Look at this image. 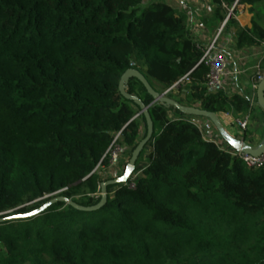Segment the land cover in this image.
Listing matches in <instances>:
<instances>
[{
	"label": "trees",
	"instance_id": "16d2710c",
	"mask_svg": "<svg viewBox=\"0 0 264 264\" xmlns=\"http://www.w3.org/2000/svg\"><path fill=\"white\" fill-rule=\"evenodd\" d=\"M237 1L213 0L216 20ZM231 26L238 47L264 42L255 18L244 29L230 16ZM199 46L187 14L161 0H0V219L59 196L79 206L58 201L1 222L0 264H264V168L206 140L179 109L151 105L134 77L127 91L154 124L142 173L87 210L147 135L120 91L126 70L160 93L187 76V98L210 112L251 111L250 98L206 86ZM114 143L129 152L121 172L111 168Z\"/></svg>",
	"mask_w": 264,
	"mask_h": 264
},
{
	"label": "crops",
	"instance_id": "0c3cea01",
	"mask_svg": "<svg viewBox=\"0 0 264 264\" xmlns=\"http://www.w3.org/2000/svg\"><path fill=\"white\" fill-rule=\"evenodd\" d=\"M164 1L169 2L177 10L183 11L188 15L190 33L200 43L205 44L210 42L216 35H219L217 41L218 48L225 53L229 61V75L226 77L228 92L231 94H241L242 96L250 98L252 105L251 110L254 109L256 116L259 117H257L256 120H252V118L248 119V127L251 124L258 125L259 123V129L261 132L264 129V123L261 119V115H264V110L259 108V106H254L256 104H252V100L256 95V91L253 88L254 78L257 73L256 66L261 64L264 72V43L238 47L236 44L237 27L231 26L226 28L227 22L224 24V21L227 16L220 22L216 20L213 0ZM233 18L240 28H251L252 20L254 18L262 27H264V1L259 3L254 11L251 10V5L239 3L235 9ZM244 118H247V115L242 114L241 119ZM189 120L198 127L200 125L202 126L204 131L201 129V132L206 140H221L218 130L207 118L197 117L193 119L189 118ZM224 127L230 135L242 139L254 147L262 142L261 133L249 138L248 135L242 134L237 127L234 128L230 126L228 128L225 124Z\"/></svg>",
	"mask_w": 264,
	"mask_h": 264
},
{
	"label": "water",
	"instance_id": "95a60500",
	"mask_svg": "<svg viewBox=\"0 0 264 264\" xmlns=\"http://www.w3.org/2000/svg\"><path fill=\"white\" fill-rule=\"evenodd\" d=\"M133 77L137 78L145 86L148 93L150 95H152L153 102L151 103V105H153L157 102H160V103H164L168 106H173L176 109H179L185 115H192V116L207 118L208 120H210L212 122V124L218 130L221 138L227 144H229L234 150H236L238 152L245 153V154H249L252 156H260L264 153V138L258 146L254 147L251 144L245 142L244 140L238 139V138L230 135L228 133V131L225 129V127L223 126L222 122L220 121V118H219L217 113L210 112V111L204 110L202 108L185 106V105L181 104L179 101L167 96L164 92L160 93V92L156 91L151 86V84L146 79V77L140 71H138L137 69H134V68H130V69L126 70V72L123 74V76L121 78L120 91L125 98L134 100V102L140 107V112H139V114H137L135 116V118L137 116H139L140 114L145 115L146 122H147V135L145 136V138H143L139 142V144L133 150L132 156L129 160V163L126 166L125 173L120 177H116V178H113V179H110V180L103 182L101 184V190H102L101 201L99 202V204L97 206H95L93 208H87V210L88 209H99L106 203V201H107V187L109 185H115V184H121V183H127L128 182V180L130 179V177L132 176V174L136 170V163H137V160L139 158V155L141 154V152L143 151V149L145 148V146L147 145V143L150 141V139L153 136L154 124H153L152 118L149 114V110H148L149 105L144 104V102L138 96L132 95V94L128 93V91H127L126 83L129 81L130 78H133ZM256 96H257L258 105L264 110V78L259 82L257 92H256ZM58 201H64V202H67L69 204H72L75 207H79L77 204L72 202L70 199H68L64 196H59V197L53 198L50 201L46 202L40 208L29 212V213H31V215H29V213H27V214H23V215L19 214V215L8 216L6 218H1L0 223L3 221H6V220H10V219H20V218H27V217L38 215L42 211H44L48 206H50L51 204L56 203ZM83 209H86V208H83Z\"/></svg>",
	"mask_w": 264,
	"mask_h": 264
},
{
	"label": "built area",
	"instance_id": "2783aa9c",
	"mask_svg": "<svg viewBox=\"0 0 264 264\" xmlns=\"http://www.w3.org/2000/svg\"><path fill=\"white\" fill-rule=\"evenodd\" d=\"M237 3L238 1L235 2L231 7H227L226 5H224V7L228 10V15L226 20L224 21V24L228 21L230 16L234 15L235 9L237 7ZM218 36L219 35H216L215 38H213L210 42H207L205 44L201 43V46H199L202 52V57L200 62L203 63L208 68V74L206 76V86L211 90H225L226 92H228L226 77L229 75L228 72L229 61L225 53L219 50L218 48V44H217ZM256 70L257 73L254 78L253 88L257 92L259 82L264 78V72L261 67V64L256 66ZM185 81H189V78L187 76L184 77L180 82L174 84L170 89L166 90L164 93L167 95L172 90V88L180 85V83H183ZM256 98L257 96L255 95V98H253L252 100V104L255 103ZM237 125L243 131H245L248 127V118L238 119ZM212 141L216 142L218 146H220V148L223 149L224 151L239 157L248 166L264 168V153L260 156H252L234 150L222 138L219 141L216 140H212ZM109 152L111 153V168H117V170H119L120 167L118 161H120V154H122V148L114 143L113 146L110 148ZM141 173H142V169H139L138 171H135L132 174V176L130 177L131 181L127 183L129 188H135V180L137 179V177H139V175H141ZM107 174L109 175V177H113V174L111 173H107Z\"/></svg>",
	"mask_w": 264,
	"mask_h": 264
},
{
	"label": "rangeland",
	"instance_id": "374dc122",
	"mask_svg": "<svg viewBox=\"0 0 264 264\" xmlns=\"http://www.w3.org/2000/svg\"><path fill=\"white\" fill-rule=\"evenodd\" d=\"M148 2L149 1H152V0H147ZM164 1V0H163ZM165 2V1H164ZM169 3V2H168ZM188 16V15H187ZM171 88V87H170ZM170 88H168V89H170ZM168 89H166V90H168ZM189 87H188V83L187 82H183V83H180V85H178V86H176V87H174V88H172V90L170 91L171 93H173V96L171 97V98H173V99H175V100H177V101H179L181 104H183V105H185V106H192V107H198V108H201L200 107V104L199 103H195L193 100H191V99H188L187 97V93L189 92ZM165 90V91H166ZM164 91V92H165ZM169 92V93H170ZM169 93L167 94V96H169ZM170 97V96H169ZM256 105H254V106H257L258 107V104L257 103H255ZM254 108V107H253ZM261 108V107H260ZM262 109V108H261ZM263 110V109H262ZM170 115L172 116V117H178V116H180L181 114L180 113H173V112H170ZM240 115V116H239ZM238 116H235V115H233V114H230V113H220V114H218V116H219V118H220V121L222 122V124H223V126H224V124L229 128L230 126L231 127H234V128H238V130H240V132H242V134H246V135H248V137L250 138V137H253V136H256V135H258V134H260L261 133V135H262V140H263V138H264V129L260 132V127H259V123H258V125H250L249 127H247V129L245 130V131H243V130H241L239 127H238V125H237V120L238 119H241V116H242V114H239ZM245 115H247V118L248 119H251L252 118V120L254 119V120H256L257 119V117H259V116H256V114H255V110L253 109V110H251L250 112H249V114L247 113V114H245ZM183 118H190V119H193V118H197V116H192V115H184L183 116ZM261 119L263 120V123H264V115L262 114L261 115ZM260 122V121H259ZM144 123H143V121L141 122V135H140V138L143 136V134H144ZM199 129L201 130L202 129V126L200 125L199 126ZM203 130V129H202ZM204 131V130H203ZM245 132V133H244ZM146 152H145V158L143 159V160H141L140 161V163L138 164L140 167L141 166H146L147 165V158L146 157H148V154H149V147H147L146 149ZM128 160H129V152H127V153H122V154H120V161H118L119 162V165H123V164H125V163H127L128 162ZM121 170H122V168H120L119 169V172H121Z\"/></svg>",
	"mask_w": 264,
	"mask_h": 264
},
{
	"label": "snow or ice",
	"instance_id": "6c2138e0",
	"mask_svg": "<svg viewBox=\"0 0 264 264\" xmlns=\"http://www.w3.org/2000/svg\"><path fill=\"white\" fill-rule=\"evenodd\" d=\"M29 215H31V213H29Z\"/></svg>",
	"mask_w": 264,
	"mask_h": 264
}]
</instances>
